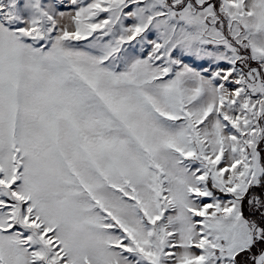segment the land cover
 <instances>
[{
	"label": "snow or ice",
	"instance_id": "snow-or-ice-1",
	"mask_svg": "<svg viewBox=\"0 0 264 264\" xmlns=\"http://www.w3.org/2000/svg\"><path fill=\"white\" fill-rule=\"evenodd\" d=\"M0 264H264V0H0Z\"/></svg>",
	"mask_w": 264,
	"mask_h": 264
}]
</instances>
